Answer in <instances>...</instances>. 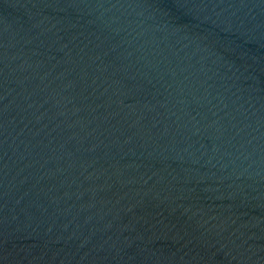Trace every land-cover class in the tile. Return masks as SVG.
<instances>
[{
	"label": "water",
	"instance_id": "95a60500",
	"mask_svg": "<svg viewBox=\"0 0 264 264\" xmlns=\"http://www.w3.org/2000/svg\"><path fill=\"white\" fill-rule=\"evenodd\" d=\"M0 264H264V0H0Z\"/></svg>",
	"mask_w": 264,
	"mask_h": 264
}]
</instances>
